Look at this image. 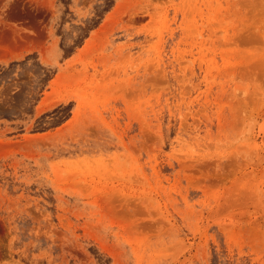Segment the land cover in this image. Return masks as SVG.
<instances>
[{
  "label": "rangeland",
  "instance_id": "1",
  "mask_svg": "<svg viewBox=\"0 0 264 264\" xmlns=\"http://www.w3.org/2000/svg\"><path fill=\"white\" fill-rule=\"evenodd\" d=\"M0 264H264V0H0Z\"/></svg>",
  "mask_w": 264,
  "mask_h": 264
}]
</instances>
